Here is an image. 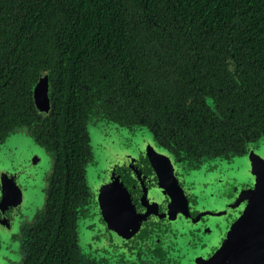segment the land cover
<instances>
[{
	"label": "trees",
	"instance_id": "16d2710c",
	"mask_svg": "<svg viewBox=\"0 0 264 264\" xmlns=\"http://www.w3.org/2000/svg\"><path fill=\"white\" fill-rule=\"evenodd\" d=\"M93 116L147 126L166 149L264 129V0H0V140L26 125L81 157Z\"/></svg>",
	"mask_w": 264,
	"mask_h": 264
},
{
	"label": "flooded vegetation",
	"instance_id": "af4514ba",
	"mask_svg": "<svg viewBox=\"0 0 264 264\" xmlns=\"http://www.w3.org/2000/svg\"><path fill=\"white\" fill-rule=\"evenodd\" d=\"M34 101L37 119H41L50 111L51 100L49 110L39 108L35 95ZM211 105L215 107L214 101ZM187 121L192 122V118ZM23 130L47 152L48 170L44 181H37L34 175L38 174V158L33 155L20 160L15 168L5 166L2 170L0 264H201L203 257L213 254L223 242L219 233L231 225L237 213L232 207L233 189L211 195L206 188L217 184L229 188L233 181L235 188L248 187L250 182L237 181L243 178L235 172L237 162L252 151L264 149V129L256 127L250 128V134H240L233 148L220 145V140L209 142L206 136H201L200 147L194 141L192 148H182L187 142L178 143L169 136L167 150L175 161V172H164L162 177L171 185L176 180L189 213L162 214L142 229L136 221V217L141 219L136 189L132 190L133 213H119L120 220L98 212L87 177L88 167L95 163L92 148L81 157L62 153L50 148L52 142L26 125L17 126L0 143ZM154 139L157 141L155 135ZM158 145L166 143L161 140ZM121 177L123 181L125 175ZM105 182H111L109 176ZM124 182L130 186L131 182ZM41 183V190H36ZM224 205L227 210L223 214L214 213L216 209L210 211Z\"/></svg>",
	"mask_w": 264,
	"mask_h": 264
},
{
	"label": "water",
	"instance_id": "95a60500",
	"mask_svg": "<svg viewBox=\"0 0 264 264\" xmlns=\"http://www.w3.org/2000/svg\"><path fill=\"white\" fill-rule=\"evenodd\" d=\"M48 79V75L41 76L34 87L36 103L42 110L50 108ZM97 119L98 117H93L90 122ZM99 119L106 120L103 116ZM88 133L95 163L88 167L87 177L94 203L103 217L112 214L121 220L119 213L134 211L135 203L132 197L135 195L132 190L135 189L138 192L136 197H140V203L136 206L141 213V219L136 217L137 227L141 223V228L144 229L152 221L160 219L157 217L162 214L189 213L176 180L174 179L171 185L162 177L165 166L158 157H153L145 150H133L129 160L106 161L107 149L96 148L89 124ZM256 169L253 170V176L257 175V179L261 175L264 176L263 168ZM121 174L125 175L123 181ZM108 176L111 182L107 184L105 181ZM125 180L131 182L130 186L125 184ZM261 180L253 187H242L241 192L238 188L233 189L232 207L237 209L236 218L231 220L230 226L223 227L219 233L224 239L223 242L218 244V249L213 254L203 257L201 264H264V179ZM132 182H136V185H132ZM115 197H126L129 204L115 208L112 203ZM220 198L224 200L223 197ZM215 209L216 214H223L227 210H221L218 206L210 211Z\"/></svg>",
	"mask_w": 264,
	"mask_h": 264
},
{
	"label": "rangeland",
	"instance_id": "374dc122",
	"mask_svg": "<svg viewBox=\"0 0 264 264\" xmlns=\"http://www.w3.org/2000/svg\"><path fill=\"white\" fill-rule=\"evenodd\" d=\"M89 131L92 138L94 139V145L97 146L96 148L106 147V161L115 162L125 159L129 160L130 153L133 152V150H145L153 157H158L159 160L163 162L165 166L164 171L169 173V175L175 172V161L173 156L168 150L162 148L156 143L151 131L146 126L136 125L129 127L99 119L96 121L92 120V122L89 123ZM32 155L36 156L34 158H38L37 165L39 166V169L38 174L34 175L35 179L37 181H42L44 173L46 174L48 170L47 152L41 146H39L37 142H35L34 138L27 131L23 130L11 134L7 140L0 143V163L2 164L0 166V178L3 175L2 170L5 169V166L7 168H15L14 165L18 164V162H21L20 160H24L28 156ZM255 168H263L264 170V149L262 148L250 152L237 162L235 172H237L240 177H243L237 181L242 182L243 180L244 182H250L251 184H248V187H253L258 180L262 179L261 181H263L264 176L261 175V177L257 179V175H252ZM192 175L200 176V174L196 173H192ZM234 182L235 181H233V185L236 187ZM233 185H229V188H227L217 184L206 189L211 195H214L219 191L221 194L222 190L224 191L227 189H234L235 187ZM41 187L42 183L36 188V190H41ZM237 188L238 191L241 192L242 187L237 186ZM30 191H33V189ZM220 199L222 200V198ZM113 201L112 203L115 205V208H120L121 206L129 204L127 202V198L115 197ZM224 207L225 205L221 207V210L224 209ZM131 212L133 213L132 210Z\"/></svg>",
	"mask_w": 264,
	"mask_h": 264
}]
</instances>
